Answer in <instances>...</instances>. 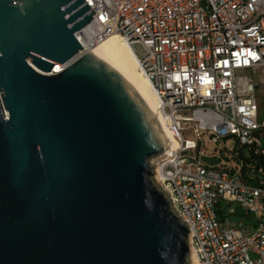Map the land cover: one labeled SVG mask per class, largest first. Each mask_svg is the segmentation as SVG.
<instances>
[{"label":"water","instance_id":"obj_1","mask_svg":"<svg viewBox=\"0 0 264 264\" xmlns=\"http://www.w3.org/2000/svg\"><path fill=\"white\" fill-rule=\"evenodd\" d=\"M90 10L0 0V264H190L154 179L170 145L157 114L95 48L47 74L83 50Z\"/></svg>","mask_w":264,"mask_h":264},{"label":"built area","instance_id":"obj_2","mask_svg":"<svg viewBox=\"0 0 264 264\" xmlns=\"http://www.w3.org/2000/svg\"><path fill=\"white\" fill-rule=\"evenodd\" d=\"M85 4L93 18L76 32L83 50L47 74L63 71L113 34L128 42L172 131L166 151L151 159L154 179L189 226L191 249L199 263L264 264V177L255 174L253 162L242 172L221 163L218 155H207L220 158L210 164L203 153L208 142L226 149L229 139L235 146L264 153V118L260 120L257 94L264 87V0ZM58 65L61 68L55 70ZM187 130L192 136H186ZM256 171L264 176L263 169ZM223 201L239 204L254 220L253 226L220 220L218 206Z\"/></svg>","mask_w":264,"mask_h":264},{"label":"bare ground","instance_id":"obj_3","mask_svg":"<svg viewBox=\"0 0 264 264\" xmlns=\"http://www.w3.org/2000/svg\"><path fill=\"white\" fill-rule=\"evenodd\" d=\"M96 49L101 55L113 63L120 72L130 81L141 98L149 105V107L157 114L164 130L168 136V142L172 140V131L170 122L158 110V97L151 87L147 77L139 68V61L132 46L126 42L121 36L113 34L106 40L96 44L92 49ZM60 65L55 70H59ZM191 260L193 264H200L195 251L191 250Z\"/></svg>","mask_w":264,"mask_h":264},{"label":"rangeland","instance_id":"obj_4","mask_svg":"<svg viewBox=\"0 0 264 264\" xmlns=\"http://www.w3.org/2000/svg\"><path fill=\"white\" fill-rule=\"evenodd\" d=\"M139 47V46H138ZM139 51H141V49H138ZM257 94H258V107H259V113H260V120H262L264 118V87L262 88H258L257 89ZM186 136L190 137L192 136V130H187L186 131ZM235 146V140L234 139H229L226 142V149H222V144H217L215 142H208L206 144V146H204L203 148V153L204 155H208V156H214V155H218V157L221 158V163H228L232 166H237L239 167V169H242V164L240 162H238L237 160H235L232 156H231V152L230 150H232ZM248 153V152H246ZM157 184H159L157 181H155ZM222 206H227L226 201L221 202ZM233 206L239 208L240 210L242 209V207L237 204V203H232ZM219 219L221 220V218L219 217ZM234 221L235 220V216H231L230 221ZM246 224H248V218L245 219ZM227 222V221H226ZM256 256V253L254 254ZM191 259V256H190ZM192 260H191V263Z\"/></svg>","mask_w":264,"mask_h":264},{"label":"trees","instance_id":"obj_5","mask_svg":"<svg viewBox=\"0 0 264 264\" xmlns=\"http://www.w3.org/2000/svg\"><path fill=\"white\" fill-rule=\"evenodd\" d=\"M234 152V159L237 160L238 162L242 163V172H246L250 170V168H247L248 163L253 162L255 164V168L257 169H263L264 170V153H255L253 148H250L248 146H235L233 148ZM248 152V153H246ZM260 177H257V180ZM221 203L218 208V215L221 218V220H225L226 217L228 216L226 209L221 208Z\"/></svg>","mask_w":264,"mask_h":264},{"label":"crops","instance_id":"obj_6","mask_svg":"<svg viewBox=\"0 0 264 264\" xmlns=\"http://www.w3.org/2000/svg\"><path fill=\"white\" fill-rule=\"evenodd\" d=\"M232 203H234V202H232ZM232 203L227 204V206H221L222 209H226V212L228 214V216L226 217V219H228L227 221L229 222V224L232 225V226H238L240 222L246 223L245 219L248 218V221L249 222H248L247 225L253 226L254 220L251 217H248L244 213V211L242 209L240 210L239 208L233 206ZM229 207L230 208H233L234 210L233 211H229L228 210ZM218 208H219V206H218ZM233 215L235 216V220L234 221H232V220L230 221V218ZM225 220H222V221H225Z\"/></svg>","mask_w":264,"mask_h":264}]
</instances>
